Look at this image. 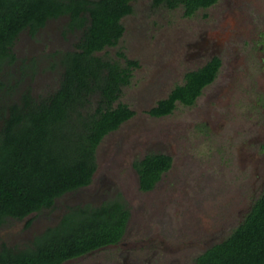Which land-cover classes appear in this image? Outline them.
<instances>
[{
  "label": "rangeland",
  "instance_id": "rangeland-1",
  "mask_svg": "<svg viewBox=\"0 0 264 264\" xmlns=\"http://www.w3.org/2000/svg\"><path fill=\"white\" fill-rule=\"evenodd\" d=\"M68 19H50L35 35L28 29L20 33L13 49L17 60L0 72L7 91L0 92V107L28 88L38 100L57 90L63 72L57 53L75 49L82 35L67 30ZM122 22L126 30L119 43L97 54L122 66L127 62L121 52L138 61L116 102L136 114L99 144L93 179L112 181L104 201L121 199L131 209L127 244L68 264H125L127 254L121 252L143 245L153 246L128 263L194 264L210 242L233 231L263 190L264 0H218L193 16H185L183 6L169 9L136 0L134 12ZM212 37L218 43L214 55L222 59L215 80L194 105L178 102L169 115H150L158 100L184 82L187 71L208 60L197 54ZM155 151L171 155L172 168L154 189L142 191L133 163ZM95 187L93 182L88 189L95 194ZM88 197L75 204H91ZM60 211L42 210L31 226L26 219L33 214L9 218L0 225V248L3 243L29 246L53 212L59 213L54 223L60 221Z\"/></svg>",
  "mask_w": 264,
  "mask_h": 264
},
{
  "label": "trees",
  "instance_id": "trees-1",
  "mask_svg": "<svg viewBox=\"0 0 264 264\" xmlns=\"http://www.w3.org/2000/svg\"><path fill=\"white\" fill-rule=\"evenodd\" d=\"M136 0H0V72L17 60L15 43L28 29L35 35L50 19L68 16L67 30H81L76 48L59 51L63 66L56 91L36 99L30 89L0 107V225L51 207L56 198L91 184L97 148L136 111L119 102L123 86L139 65L125 53L127 66L97 54L115 46L125 33L122 19ZM218 0H153L154 6L184 8L185 16ZM222 66L215 55L185 73L167 97L148 113L174 112L178 102L194 105ZM6 87L0 82V92ZM4 88V90H3ZM9 88V87H8ZM13 88V87H12ZM9 92V91H8ZM10 94V93H9ZM173 164L167 153L151 152L134 162L140 189L150 191ZM130 209L121 199L72 207L59 224L37 235L27 248L3 243L1 264H61L103 246L119 243ZM30 221L28 222V225ZM194 264H264V186L252 208L233 231L200 252Z\"/></svg>",
  "mask_w": 264,
  "mask_h": 264
},
{
  "label": "flooded vegetation",
  "instance_id": "flooded-vegetation-1",
  "mask_svg": "<svg viewBox=\"0 0 264 264\" xmlns=\"http://www.w3.org/2000/svg\"><path fill=\"white\" fill-rule=\"evenodd\" d=\"M213 39V40H212ZM205 45H207V46H205ZM216 46H218V43L216 42V40H215V37H212V38H210V39H204V45L202 46V47H200L201 48V52H200V50H199V52L200 53H198L197 54V57L198 58H201V57H208V60H210L211 58H213L215 55H214V52H215V50H216ZM214 48V49H212V50H209V48ZM207 60V61H208ZM162 149V148H161ZM156 153H163V152H157V151H155ZM149 153H151V152H148V153H146L143 157H141L140 159H143L147 154H149ZM133 166H134V163H133ZM135 168V167H134ZM172 168V167H171ZM170 168V169H171ZM169 169V170H170ZM135 170H136V172H137V174H138V171H137V169L135 168ZM168 170V171H169ZM168 171H166V172H164L163 173V175L165 174V173H167ZM163 175H162V177H163ZM94 178V177H93ZM162 179V178H161ZM160 179V180H161ZM159 180V181H160ZM158 181V182H159ZM95 183V185L97 186V187H95V188H97L96 190V193L94 194V192H92L91 190H89L88 188L89 187H91V184L92 183ZM112 181L111 180H105V179H100V180H92V182H91V184H89V185H87V186H85V187H81V188H79V189H77V190H73V191H69V192H67V193H65L63 196H61V197H59V198H56V200H55V202H54V204L51 206V207H49V208H44V209H48V210H51V209H54V211H56V210H58V211H60V213H62L61 214V217L63 218V216L72 208V207H75V206H77V205H82V206H85V205H88L87 203H80V204H75V203H79V201L80 200H83V201H85L84 199H85V197H87V196H89L88 197V200L89 201H92L91 202V205H94L93 203H96L94 206H99V205H101V204H103L104 203V200H105V198H107L106 197V195H105V193L107 194V193H109V191L111 190V185L109 186V184L111 183ZM138 182H139V188H140V181H139V174H138ZM263 186H264V183H263ZM141 190V189H140ZM105 191V192H104ZM143 191V190H142ZM84 192V193H83ZM99 192V193H98ZM70 194H72V196H70V197H68ZM85 195H87V196H85ZM98 195H100V196H102L103 195V199L102 200H99L100 198L98 197ZM63 197H68V198H65V200H64V203H60V198H63ZM97 197V198H96ZM91 199V200H90ZM67 204H68V206H67ZM90 204V203H89ZM67 207V208H66ZM128 207V206H127ZM129 208V207H128ZM43 209V210H44ZM41 212V211H40ZM40 212H35V213H33V217L32 218H28V219H26V221H27V224H28V222L30 221V224H29V226H31L32 224H34L35 222H36V216H39L40 215ZM130 212H131V209H130ZM59 214V213H58ZM58 214H55L54 212L52 213V221H50V220H45V222H44V226H45V229H41L42 230V232H41V234L47 229V228H49V227H53V226H56L57 224H59V222L61 221V219H60V221L58 222V223H54L55 221V219H57V216H58ZM32 215V214H31ZM246 215V214H245ZM35 216V217H34ZM28 217V216H27ZM27 217H25V218H27ZM25 218H23V219H25ZM132 212L130 213V218H129V220H128V224H127V227H126V231H125V233H124V235H123V238H122V240L119 242V243H117V244H113V245H107V246H103V247H100V248H98V249H95V250H92V251H90V252H88V253H86V254H84V255H81V256H78V257H75V258H70V259H67V260H65V261H63L61 264H68V263H70L71 261H74V260H77V259H80V258H83L84 256H87V255H90V254H93V253H97L98 251H102V252H104V250L106 249V248H111V247H113V246H117L118 244H120V243H124V244H127V242H125L124 241V239H126V238H128V235H129V228H130V224H131V221H132ZM244 218V217H243ZM13 219H15V218H13ZM48 226V227H47ZM40 235V234H39ZM36 237V236H35ZM35 237H32V242L34 241V239H35ZM32 242H31V244L30 245H32ZM215 242H210L209 244H208V246H206V248L207 247H209V246H211V245H213ZM10 246H12V247H14V248H18L17 246H13V245H10ZM26 246V245H25ZM153 245H151V247H152ZM28 246H26V247H23V248H27ZM151 247H149V246H144L143 245V247H139V248H136V247H134L133 249L134 250H130V249H128V250H124V251H122L121 253H124V252H126V254H127V257H124V259H123V262L125 263V264H130V263H128V260H130V261H137V259L138 258H143V255L144 254H146V253H148L149 251H150V249H151ZM205 248V249H206ZM136 249L138 250V251H136ZM204 249V250H205ZM202 252V251H201ZM120 253V254H121ZM157 252H153L151 255H150V259H151V257H153V255H155ZM1 264V263H0Z\"/></svg>",
  "mask_w": 264,
  "mask_h": 264
}]
</instances>
